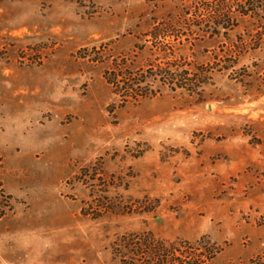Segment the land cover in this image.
I'll return each instance as SVG.
<instances>
[{"label": "rangeland", "instance_id": "rangeland-1", "mask_svg": "<svg viewBox=\"0 0 264 264\" xmlns=\"http://www.w3.org/2000/svg\"><path fill=\"white\" fill-rule=\"evenodd\" d=\"M155 241L264 264V0H0V264Z\"/></svg>", "mask_w": 264, "mask_h": 264}, {"label": "trees", "instance_id": "trees-1", "mask_svg": "<svg viewBox=\"0 0 264 264\" xmlns=\"http://www.w3.org/2000/svg\"><path fill=\"white\" fill-rule=\"evenodd\" d=\"M166 73V72H165ZM140 240L139 244L141 243L145 244V242ZM149 243V242H147ZM153 246L149 248L150 251H152V259H151V264H163V258L167 257V263L168 264H185V260L182 259L181 257H185V251L176 248L175 246H171V248H164L162 247V242H153ZM141 247V246H140ZM137 249V248H135ZM178 254H180L178 256ZM150 264V263H149Z\"/></svg>", "mask_w": 264, "mask_h": 264}]
</instances>
